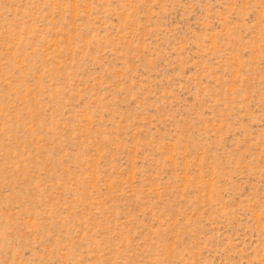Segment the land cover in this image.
Segmentation results:
<instances>
[{"label": "rangeland", "instance_id": "1", "mask_svg": "<svg viewBox=\"0 0 264 264\" xmlns=\"http://www.w3.org/2000/svg\"><path fill=\"white\" fill-rule=\"evenodd\" d=\"M0 264H264V0H0Z\"/></svg>", "mask_w": 264, "mask_h": 264}]
</instances>
